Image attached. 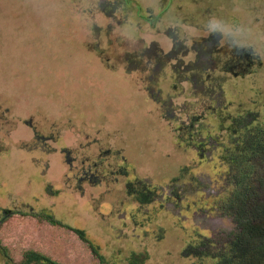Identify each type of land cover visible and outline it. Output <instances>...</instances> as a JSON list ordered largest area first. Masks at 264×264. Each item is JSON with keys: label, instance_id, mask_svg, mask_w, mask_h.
<instances>
[{"label": "rangeland", "instance_id": "374dc122", "mask_svg": "<svg viewBox=\"0 0 264 264\" xmlns=\"http://www.w3.org/2000/svg\"><path fill=\"white\" fill-rule=\"evenodd\" d=\"M149 78L164 99L174 96L173 107L167 100L164 108L168 118L180 117L173 130L201 115L195 126L209 131L199 132L195 142L210 143L202 166L192 150L186 154L173 145L171 127L152 112L140 90ZM7 101L19 118L42 112L75 133L105 130L145 165L136 169L137 180L159 191L152 204H141L127 193V177L109 172V187L100 188L109 210L93 212L85 198L51 196L46 182L63 176L61 156L43 159L37 150L46 148L43 140L24 137L0 161L6 178L1 198L11 189L13 202L29 203L0 218V245L12 262L35 251L58 264H128L134 252L144 264H214L202 257L206 251L217 260L236 251L216 250L235 231L226 207H249L264 187V0H0V102ZM244 114L262 169L254 176L221 161L228 137L220 130ZM11 122L4 138L28 135L20 121ZM238 178L240 188L232 192ZM48 208L65 226L35 215ZM110 210L111 216L101 214ZM74 229L86 232L104 263Z\"/></svg>", "mask_w": 264, "mask_h": 264}, {"label": "flooded vegetation", "instance_id": "af4514ba", "mask_svg": "<svg viewBox=\"0 0 264 264\" xmlns=\"http://www.w3.org/2000/svg\"><path fill=\"white\" fill-rule=\"evenodd\" d=\"M254 62L255 61L251 60L250 63H246L245 65H248L249 67L254 64ZM147 71H150L151 73L153 72V68L150 67L147 69ZM149 77H151V75ZM152 77L154 78V75H152ZM209 77L210 75L207 74V76L202 80V83L205 84V82H207L206 80ZM236 77L238 76L236 75ZM140 79L143 82V79ZM185 79L189 81V78ZM152 81V78H149V80L146 81V84L144 83V87H141L142 89H140L144 94L146 102L152 106V112L158 115V118L160 120L171 127L172 131L174 132L175 144L173 143V145L186 154H188L192 150L193 154L198 159L197 163L202 166L204 164L203 159H205L204 151L208 147V145H210V143L208 139L203 142H195V138H197L199 132L208 130L203 126H201V128H197L195 126L196 124H198L196 121L201 118V115L196 116L194 119L189 118V124H186L184 121H182V123H180L178 127L173 130L172 124L177 123L180 117L176 116V114L174 113L173 117L168 118L164 114V108L165 105H167V100L171 102L170 107H173L172 102L174 96H172V92H170L167 95L169 97H167V99H164V90L162 88H158V84L152 85ZM153 87L158 88L157 92L153 91ZM175 87L176 85L172 86V88L174 89ZM251 115H254V113L251 112ZM5 116L7 117V119H5ZM246 116L247 114L239 115L235 118H229L231 119L230 125L223 126L220 130L226 131V136L228 137V141L223 146V157L225 158L221 160L222 164L226 165L228 170L232 169L233 164L236 162L237 158L240 157L244 152L243 147L245 146L247 133L249 132V121L245 120ZM0 119V161L1 156L4 153H9L12 149V146H16V144L20 142V140H22L24 137L28 139L36 138L41 139V141L43 140L46 148H44L43 145L40 148H37V150L42 152L43 159H47L49 161L54 153L60 154L62 162L66 169L63 172V176L61 175L60 178H58L59 180L57 178L53 179L48 177L49 181L46 182V187H48V189L51 188L54 190L50 191L51 196L68 195L74 198H85L88 199V202H90L93 212L97 211L98 209L101 210V208H103V211L109 210L110 208L104 207V204L110 205L111 203L108 202V200L104 203L101 201V196L103 195V192L101 190L107 189V186L109 185L106 183V180H108L109 172H116L117 174H122L123 177H127L125 183V187H127V193L130 196L136 197L137 201H139V203L141 204L147 203V201L148 203L152 204L154 201H156V197L159 196V191H156V188H149L146 183L142 182L141 180H137L135 176L136 169L140 168L141 170L142 166L145 167V165H141L137 161V156H135V158L129 156L123 146L115 144L113 142L112 135L105 130H102L100 132L87 130L75 133L72 125H67V123L54 120L52 122L47 119V116H45L44 113L42 114V112L32 113L28 115L27 118H19L18 115L15 114L14 106L8 101L2 103L0 102ZM223 119L227 120L225 117ZM12 120L14 122L20 121L27 129H29L28 135H21L18 137L22 138H17L13 136V134H11L9 136V139L4 138V136H7L4 134L5 127L10 126V122ZM11 124H13V122H11ZM233 125L235 126L234 130L232 129ZM18 127L19 124L17 123L14 130L15 132L18 131ZM68 132H70V135H68ZM1 134L3 135L1 136ZM181 137L187 139L188 147L187 143L185 141H182L183 139H179ZM65 139H70L69 143L63 145V147H54V144H57ZM161 151L167 153L165 154L167 158L170 157L171 160H174L173 155L168 152L169 150ZM140 165L141 167H139ZM146 173H148L149 177H152L151 170L147 171ZM160 174L162 179L165 180L168 178V175L165 174V171L161 170ZM5 182L6 178L0 168V188L4 187ZM54 182L59 183L58 190L54 189ZM137 185H141V187H138ZM167 185L168 186L166 187V189L172 186L169 184ZM101 187H103V189H100ZM109 191H112V189H109L108 192ZM0 193H3V191L0 190ZM171 193H173L172 190ZM5 194H7V196H3L2 198L0 195L1 220H5L9 216H12L14 214H19L20 211L16 210L17 208H21L23 205L29 206L28 202L21 201V203L18 204L16 203L17 200L16 202H13L11 200V189H8L7 193ZM34 199L37 200L39 198L36 197ZM145 200L146 202H143ZM30 209L34 214L33 209ZM48 209H44V212L42 213L36 212L35 215L38 217L41 215L44 216L49 223H51L50 220H54L59 225H64L55 218V215L53 214L51 208ZM101 214L103 216H111V210L109 213L101 212ZM123 223H125V221H123ZM74 230L76 232L77 229ZM80 231H83L86 236V232L84 230ZM88 243L92 244L90 241H88ZM96 249L98 250V247H96ZM0 254L5 259L6 264H21L24 260L23 256V259L19 263L12 262L10 256L8 255L7 248L2 245H0ZM136 256L138 257L136 252L132 253L128 264H130L131 259Z\"/></svg>", "mask_w": 264, "mask_h": 264}, {"label": "trees", "instance_id": "16d2710c", "mask_svg": "<svg viewBox=\"0 0 264 264\" xmlns=\"http://www.w3.org/2000/svg\"><path fill=\"white\" fill-rule=\"evenodd\" d=\"M260 130L262 135L261 141L264 145V126ZM250 136L251 134L248 132L246 143L243 147L244 152L233 164V168L237 167V172L239 175H245L246 172L248 173L250 171V174L254 176L257 170L260 173L262 172V169H259L260 163L253 157L252 154L253 147L256 143V138H250ZM251 158L254 159L255 164H253ZM262 174H264V171ZM239 188L240 181L238 178L237 185L232 192L238 191ZM251 198L252 200L249 202V207L247 206L244 208L241 206L239 208L233 209L226 207L227 213L232 217L235 224V231L233 232L231 239L226 241V243L216 247V250L219 251L221 248L229 246L232 249H236L235 254L230 255L228 258L221 257L217 260V258L212 255L211 251H206V253L202 255L203 258L206 256L212 257V259L216 260L214 264H264V187L257 190L251 196ZM50 222L53 225H58V223L54 220H50ZM76 233L84 241H89L83 231L76 230ZM90 245L96 256H98L101 262L104 263V257H102L93 244ZM142 259L143 258L137 256L133 257L130 261V264H144L145 260ZM201 262H204V260H201ZM21 264L58 263L44 254L35 251H29L24 254V260Z\"/></svg>", "mask_w": 264, "mask_h": 264}]
</instances>
